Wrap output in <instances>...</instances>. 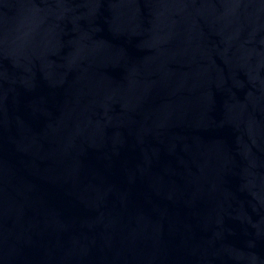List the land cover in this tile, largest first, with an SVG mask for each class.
<instances>
[{
    "label": "water",
    "instance_id": "95a60500",
    "mask_svg": "<svg viewBox=\"0 0 264 264\" xmlns=\"http://www.w3.org/2000/svg\"><path fill=\"white\" fill-rule=\"evenodd\" d=\"M0 264H264V0H0Z\"/></svg>",
    "mask_w": 264,
    "mask_h": 264
}]
</instances>
